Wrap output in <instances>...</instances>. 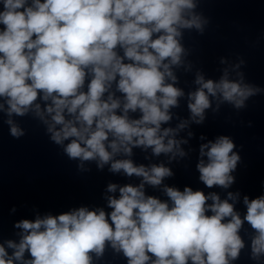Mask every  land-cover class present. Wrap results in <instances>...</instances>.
Segmentation results:
<instances>
[{
  "label": "clouds",
  "instance_id": "1",
  "mask_svg": "<svg viewBox=\"0 0 264 264\" xmlns=\"http://www.w3.org/2000/svg\"><path fill=\"white\" fill-rule=\"evenodd\" d=\"M197 6V0H0V112L10 135H25L13 117L31 113L79 168L94 161L100 170L107 165L141 178L137 185H107L108 193H119L106 196L110 211L81 206L18 221L19 241L0 243V264H96L106 246L127 264H233L245 248V223L252 229L250 259L264 264V195H245L241 216L239 192L221 199L180 190L163 184L174 175L164 163L131 159L137 147L169 162L185 157L181 145L188 140L177 136L190 123L203 124L213 101V111L223 103L239 110L264 92L242 72L230 79L224 68L213 80L198 70L197 87L187 93L189 118L163 127L185 97L174 71L188 55L183 32L202 34L208 23ZM235 148L226 135L200 145L196 169L207 188L235 182L241 160ZM145 185H163L167 199L146 195Z\"/></svg>",
  "mask_w": 264,
  "mask_h": 264
}]
</instances>
